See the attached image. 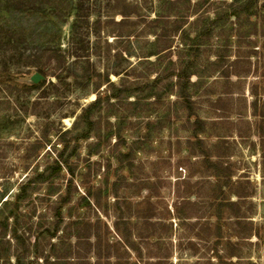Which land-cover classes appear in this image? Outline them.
Masks as SVG:
<instances>
[{
	"label": "rangeland",
	"instance_id": "rangeland-1",
	"mask_svg": "<svg viewBox=\"0 0 264 264\" xmlns=\"http://www.w3.org/2000/svg\"><path fill=\"white\" fill-rule=\"evenodd\" d=\"M253 1L0 0V264H264Z\"/></svg>",
	"mask_w": 264,
	"mask_h": 264
},
{
	"label": "trees",
	"instance_id": "trees-1",
	"mask_svg": "<svg viewBox=\"0 0 264 264\" xmlns=\"http://www.w3.org/2000/svg\"><path fill=\"white\" fill-rule=\"evenodd\" d=\"M240 1L242 0H234V2H232L230 4V6H233L234 4H240ZM247 2V3H246ZM246 2L243 5H239L240 9H244L247 8L249 5H251L254 1L253 0H246ZM236 11V9H235ZM51 52L48 53V55H45V58L47 59V63L50 65V69L54 72V74H51L52 76H55L56 78H60V72H57L61 69V65L63 63H65L66 60V56L63 54V51L60 49H51ZM181 61H179L180 63ZM183 62H181L182 64ZM38 71L42 74V75H47V71L46 68L44 67H40L38 69ZM179 77H181L180 79L183 78V86L186 85V83L184 82L185 79H187L189 77V72H188V66H185L184 71L181 72V75H179ZM190 79L188 78V81ZM194 126L196 129H203V124L204 121L196 116V119L194 120Z\"/></svg>",
	"mask_w": 264,
	"mask_h": 264
},
{
	"label": "water",
	"instance_id": "water-1",
	"mask_svg": "<svg viewBox=\"0 0 264 264\" xmlns=\"http://www.w3.org/2000/svg\"><path fill=\"white\" fill-rule=\"evenodd\" d=\"M32 78H33V80H34V81H36V82H37V81H39V76H38V75H36V74H35V75H33V76H32Z\"/></svg>",
	"mask_w": 264,
	"mask_h": 264
}]
</instances>
